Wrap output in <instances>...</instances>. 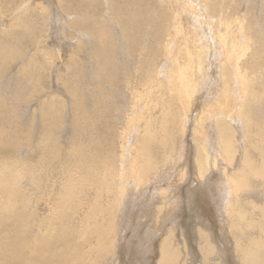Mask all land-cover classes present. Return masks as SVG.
<instances>
[{
  "label": "bare ground",
  "instance_id": "obj_1",
  "mask_svg": "<svg viewBox=\"0 0 264 264\" xmlns=\"http://www.w3.org/2000/svg\"><path fill=\"white\" fill-rule=\"evenodd\" d=\"M137 1L141 3L134 7L131 17H138L141 13L147 14L146 17H149L148 12L157 11L156 24H154V35H156L154 48L156 49L162 44V39H164L165 45L161 49L158 48L159 54L157 53L156 58L152 59V56L147 58L150 62L155 61L156 64L151 65L152 69L147 71H144L142 67L146 75L142 76L143 79L139 77L138 80L135 79V87L133 86L129 90L120 88L125 94H130L131 101L124 114V125L118 133L116 131L119 126L113 128L117 133V139L120 140V151H116L111 138L112 131L108 132L111 129L107 125L109 129L106 146L102 143L97 146L90 144L82 146L71 142L72 146L67 153L68 158L64 160V153L60 150L62 145L59 147L57 144L52 147L46 144L51 139L50 127L47 130L49 132L45 130L41 135L39 134L37 144L33 145L35 149L32 147L34 151L37 150L41 153L39 156L41 161L35 164L34 160L28 162L27 156L23 158L14 156L17 149L20 153L24 144L33 142L34 136H22L21 132L14 129L10 137H3L5 132L3 126L9 123V118L0 117V264H104L114 261L117 254V258L123 257L126 234L148 204L151 205L150 217L151 223L153 222L154 225L148 226L149 233L146 235L161 231L158 225L160 220L175 217L173 225L168 230L166 229V235L162 234L164 237L157 244L155 255L157 264H179L183 252L181 251V253L179 248L173 247L172 241L173 232L176 231L178 225H181L179 220L177 222L175 220L178 218V214L180 212L182 214L185 209V204L183 205L182 201L187 197V192H183L181 197L174 195L178 192L176 190L178 184H183L188 179V175L191 179L195 178V181H191L189 177L188 181L192 186L189 201L190 215L201 220L206 217L211 224L214 220L216 221V218H219V223H223L225 220L227 229H219L222 237L218 239L222 242L223 236H225L227 240L226 234L232 237V242L230 240L227 242L231 245L241 264H264V196L262 202H259L258 198L254 199L243 195V192L252 193L256 188L260 190L261 195H264V31L263 35H259L257 32L259 30L255 31L256 21L253 19L251 11L245 9L239 0ZM14 2L15 0H0V13L6 9L4 6L9 8V5ZM18 2L13 4L12 10H22L24 12L22 18L26 19L20 34H26L31 31L30 28H33L27 22L30 16L42 15L43 17V14L46 13L47 17L51 15L52 35H57V22L59 20L62 22L64 18L53 6L52 0H19ZM61 2L63 0L60 1V4ZM128 2L130 4V1ZM64 4L66 3L64 2ZM98 5L94 6L98 7ZM143 7L144 9L141 10ZM119 8L115 6V8L111 7L110 11L107 10L110 12V15L107 14L109 23H114L120 15L122 16ZM131 8L129 9L131 10ZM27 10L29 13H25ZM76 11L80 12L79 5L78 10L75 12L73 10L74 14ZM84 12L82 13L84 14ZM2 15L4 14H0V17L3 18ZM79 15L81 16V13ZM71 16L73 17V15ZM37 17L36 19L40 18ZM97 18L98 16L95 17V20L92 18L94 27L100 31L99 33L105 35L107 27L104 26V20L102 21L103 15L100 18L102 23L99 24ZM249 18L251 19L249 20ZM259 20L261 21V19ZM44 21H42L43 24ZM130 22H133L131 18ZM80 23L81 21L78 20L77 23L69 26L75 31L78 25L81 27ZM117 24L119 23L117 22ZM117 24L114 23V25ZM86 26L85 30H87ZM130 26L129 23L125 24L122 29L118 26L122 32L121 35H132L135 25L130 24ZM259 28L261 29L260 26ZM82 29L80 28V30ZM77 34L84 35L80 31ZM108 36L110 37V35ZM130 39L132 40V38ZM107 41H110L108 37ZM10 43L6 44L7 48L2 50L0 59L4 61L14 59L18 55L22 56L20 40L14 44ZM130 43L131 41H129ZM99 44L101 45L100 42ZM79 47L81 46L79 45ZM134 52L136 53V51ZM155 53L154 50L147 55L155 56ZM36 56L34 59L39 58V55L37 58ZM59 56L61 58V55ZM141 56L143 55L141 54ZM26 62L29 65L30 61ZM44 62V64L48 63ZM51 64L48 63L49 66ZM47 66L45 68L48 70ZM91 69L93 68L91 67ZM39 76H36L35 83L33 82L36 88L41 84V76ZM141 81L143 82L139 85ZM23 82L25 83V81ZM29 82L27 81L28 84ZM22 85L25 87L23 89L28 91L26 90L27 86ZM78 85H81V82ZM31 90L34 91V89ZM33 91L31 92L29 89L28 93L32 94ZM17 95L19 96V94ZM200 97L202 100H199L200 104L196 105ZM117 102L116 104L114 102L115 105L112 106L114 110L119 108ZM57 109L58 113L59 108ZM40 111L45 113L43 105ZM79 121H81L80 118ZM79 121L77 122L79 123ZM44 122L46 121L44 120ZM29 124L34 125V118ZM188 125L193 137V148L190 151L194 163L192 172L188 171L187 163L182 165V161L188 160V156L184 152ZM30 145L32 143L28 144V146ZM150 145H156L162 151L161 155L163 160L165 159L164 161H167L169 154H172L171 163L167 167L166 163L169 161L165 163L162 162L163 160L159 161L158 158L161 157L156 155L158 151L151 155L148 149ZM156 146H154L155 151ZM64 155L66 156V154ZM54 159H59V164L55 169L52 164ZM57 168H59V173L56 171ZM42 175L49 179L44 182ZM173 179L176 184H173ZM26 181L33 184L32 189L27 187ZM147 182L152 184L149 189L146 188L148 185L144 186ZM43 183L44 188L42 187ZM223 187L227 188L228 195ZM32 191L35 192L32 193ZM38 191L40 193H37ZM242 198L250 200L247 202L250 207L247 208L246 205H243L247 209L242 206ZM167 223L169 222L165 221L164 224ZM204 232L202 230L197 232L198 250L203 259L204 256L213 254V247L207 241L209 236ZM228 244L226 245L228 246ZM184 248L183 250H185ZM229 260L231 261V258Z\"/></svg>",
  "mask_w": 264,
  "mask_h": 264
},
{
  "label": "rangeland",
  "instance_id": "obj_2",
  "mask_svg": "<svg viewBox=\"0 0 264 264\" xmlns=\"http://www.w3.org/2000/svg\"><path fill=\"white\" fill-rule=\"evenodd\" d=\"M18 1L15 0L14 3L9 5V8H8V6L3 5L4 8H6V9L5 10L3 9V12L0 13V14H4V15H2L3 18L0 17V58H2V53H3L2 50L7 48L6 44H9L10 42H11L10 44H14V42L20 40V49L22 51L21 52L22 56L18 55L14 59H8L6 61L0 59V117H3L5 119L9 118V123L6 124L5 126H3V128L5 129L3 137H7V138L10 137V135L12 134V130H14V129L17 132H21L22 136L29 135L30 137H32V136H34V137H33V142H29V143L24 144V146L25 145L26 146L25 147L23 146L20 149V153L18 152L19 149H17L16 152L14 153V156H16V158H17V156L22 157V158L24 156H27L26 157L27 161L29 162L31 160H34L33 163H35V164L38 163L39 161H41L39 159V156L41 155V153H40V151H37V150L34 151L35 146H33V145L37 144L36 143L37 139L43 133L42 131H45V130L47 131V130H49L50 127L51 128H50L49 135H50L51 139L48 142H46V144L48 146H52V147H55L57 144H59V147H60V145H62L60 147V150L62 153L66 154V156L63 154L64 160H65V158H68V156H67V153L69 151L68 149H70V147L72 146V143L75 142L76 144L78 143V144H81L82 146H84V145L88 146V144L93 145V146H97L98 144L102 143L103 145L106 146L107 145V137H108L107 133L111 132V131H112V137L111 138L113 140V144L115 146V149H116V151H120V149H119L120 140L117 139L116 134L120 131L119 129L122 128V126L124 125V122H125L123 119L124 114L126 113L127 109L129 108V105L131 102L130 96H129L130 94L129 93L125 94L124 91L120 90V88H122V89L126 88L129 90L131 87H133V86L135 87V85H134L136 83V82H134L135 79H137V80L139 78L143 79L142 76L145 77V75H146V72H143V69H144V71H147L148 69L150 70V69H152V66H154L156 64L155 61L150 62V60H147V58L149 59L151 56H152V59L156 58L157 53L159 54V52L157 51L158 48L160 47V49H161V47L163 45H165L163 43L164 39H162V44L159 47H157L156 49L154 48V46H155V43H154L155 38L154 37H156V35H154L155 34V32H154V30H155L154 26L155 25L154 24H156V18H157L158 12L157 11H150V12L147 11L149 17H146L147 14H143V13H141L138 17H131V13H132L134 7H136V5H140V3H141V2H138L137 0H128V1H130L131 5L129 4V2L127 0H115V1L114 0H108L110 3L107 0H68V2H66V0L65 1L63 0V2H61V4H60L61 0L60 1L59 0H52L53 6L57 8V10L63 15V18H64V20L62 22H60V20L57 22V30H56L57 35H52L53 27H52V24L50 21L51 15H49V17H47L46 13H45L46 17L44 14H43V17H42V15H38V17H40V18H38L36 15H33L32 17L30 16L31 18L29 17V20L27 22L33 28H30L31 31L27 32L26 34H23V33L20 34L21 30L24 27L26 19L22 18L24 16V12H22V10L21 11L17 10V9L15 11L12 10V6H14L16 2L19 3ZM64 2L66 4H64ZM90 2H94V3H90ZM107 2H108V4H106ZM71 3H72V7H71ZM78 3H80V4H78ZM239 3L242 6H244L245 9L247 8V10L251 11L252 16L254 17V18L253 17L252 18L255 19V21H256L255 22L256 26H254L255 31L259 30V31H257V32H259V35H261V34L263 35V31H264V20H263L264 19V12H263L264 11V0H239ZM62 4H64V5H62ZM77 4L79 5V11L80 12L76 11V13L74 14L75 10H78ZM112 4H114V5H112ZM243 4H245V5H243ZM94 5H96V6L98 5V7H96ZM101 5H103V6H101ZM107 5L109 8L107 7ZM63 6H65L67 10ZM92 6L94 8L96 7L98 10L96 8H95L96 9L95 10ZM115 6L118 8L120 7L119 12H120V14L122 13V16L120 15L115 20L114 23L117 24V22H118L120 25L119 24L114 25V23H111V22L109 23V20H108V15H110V12H109L110 8L111 7L115 8ZM125 7H128V8H125ZM122 8H124V9H122ZM129 8H131V10ZM92 9H93V11H92ZM100 9H102V10H100ZM143 9H144V7L141 8V10H143ZM252 9H253V11H252ZM73 10H74V12H73ZM107 10H109V11L107 12ZM127 10H128V12H127ZM19 11L21 12V15H20ZM48 11L50 14L49 8H48ZM83 11H85L84 14L82 13ZM68 12H70V13H68ZM255 12H256V14H255ZM25 13H29V11L27 10ZM80 13H81V16L79 15ZM126 13H127V15H126ZM16 15L17 16L19 15V16L17 17ZM71 15H73V17ZM83 15H85L86 17L84 16L82 18ZM87 15H88V17H87ZM102 15H103V18H102ZM20 16H21V18H20ZM97 16H98L97 19L99 20V24L101 22L100 18H102V21L104 20V22H103V23H105L104 26L107 27V29H106L107 32L105 33V35L108 37V39H110V41H107V37L105 35H102V33H99L100 31L94 27V20H95V17H97ZM99 16H101V17L99 18ZM36 17L38 19H36ZM66 18H68L69 20ZM85 18L89 19V20L87 19L88 22ZM92 18H94V20ZM104 18H106V19H104ZM119 18H120V20H118ZM130 18H131V21H133V22H130ZM19 19L21 20L22 23L20 22ZM250 19L251 18H249V20ZM259 19H261L262 22ZM32 20H33V23H32ZM78 20L81 21V23H80L81 27H80V25H78L76 27V30L74 31L69 25L77 23ZM42 21H44V24ZM82 21L86 22V23L84 24ZM91 21H93V23H90ZM39 23H40V25H39ZM128 23H129V26H130V24H132V26L135 25L134 26L135 29L133 31V34L136 33V35H133V34L130 36L121 35L122 32H121V30H119V28L122 29V27H124L125 24L128 25ZM147 23H149V24H147ZM41 24H43V25H41ZM90 24H92V25H90ZM86 25H88V26H86ZM108 25H110V26H108ZM15 26H17V27H15ZM85 26L87 27V30H89L88 32L91 33V34L89 33L91 36L88 34V32H86L87 30H85ZM98 26L100 27L101 25H98ZM118 26H119V28H118ZM259 26L261 27V29L259 28ZM44 27H45V29H44ZM91 27H92V29H91ZM112 27L115 29L112 30L111 29ZM80 28L81 29L83 28L85 31L83 29H82L83 31L80 30ZM97 30H98V32H97ZM109 30H111V31H109ZM65 31H67V32H65ZM79 31L84 35L86 34V37H84V35L83 36L80 34L78 35L77 33ZM84 32H86V33H84ZM92 33L96 37H94L92 35ZM140 33H141V35H140ZM18 34H20V35H18ZM27 35H29V36H27ZM108 35H110V37ZM32 36H35V37H32ZM98 36H99V39H98ZM61 37H63V38H61ZM130 38H132V40ZM82 39H84L83 42H82ZM97 40L98 41L100 40L99 42L101 43V45L99 44V42ZM102 40H104V41H102ZM159 40L161 43L160 38H159ZM2 41L4 42L3 44H2ZM70 41H71V43H70ZM129 41H131L132 44L131 43L129 44ZM24 43H26V44H24ZM38 43H39V45H38ZM85 43H86V45H84ZM88 43H89V45H87ZM79 45L81 47H79ZM109 45H110V47H109ZM116 47H117V49H115ZM138 48H140V49H138ZM97 49H98V51H97ZM26 50H28V51H26ZM154 50L156 51L155 56L152 54H149V56L147 55L148 53L154 52ZM134 51H136L137 54ZM57 52H58V54H56ZM80 52H83L84 54L83 53L81 54ZM145 53H146V55H145ZM141 54L143 56H141ZM29 55L31 56V58ZM35 55H37L36 58L39 55V58H41V59H39V58L34 59ZM59 55H61V58ZM62 55L65 57H63ZM42 57H44V59H42ZM56 59H58V60H56ZM145 59H146V61H145ZM26 61H30V62H28V64L30 66L27 65ZM44 61L48 62L49 64L52 63L51 65L53 67L51 65L49 66L48 63H46L48 65L47 66L46 64H44L45 63ZM52 61H54L56 64H53L54 62H52ZM67 61L69 62V64ZM76 61L79 64H77ZM32 62H33V64H32ZM43 64H44V66H43ZM70 64L72 67L70 66ZM87 64H89V65H87ZM31 66H32V68H31ZM37 66H39V67H37ZM46 66L48 67V70H47V68H45ZM140 66H141V68H140ZM29 67L31 68V70ZM91 67L93 69H91ZM108 67H109V69H108ZM142 67H143V69H142ZM19 68H20V70H19ZM32 70H35L34 72L37 71V73L39 72V74L37 75V73H34ZM42 71H44V72H42ZM39 75L41 76V80H40L41 84H39L40 87L36 88L34 86V83H35L34 79L36 78V76H39ZM129 76L132 77L133 79L130 78ZM17 77H18L20 82L18 81ZM107 77H108V79H107ZM10 78L12 81L11 83H10ZM29 80H30V82H29ZM16 81H17V83H16ZM23 81H25V83ZM27 81L29 82V84L27 83ZM31 81H32V83H31ZM74 81H76V82L78 81V82L76 83ZM80 82H81V85H78V84H80ZM142 82L143 81L139 82V85L142 84ZM30 83H31V85H30ZM21 84H25L27 86L26 90H28V91L30 89V91L32 92L33 90H31V89H34L33 93L31 94V92L28 93V91H25L23 89L25 87H23V85L21 86ZM26 92H27V94H26ZM107 92H108V94H107ZM17 94H19V96ZM32 99H34V100H32ZM118 99H120L118 101L120 103L117 102ZM1 100L3 103L1 102ZM199 100L201 101L202 97H200L198 99L196 105L200 104ZM42 101H45V102H42ZM46 101H48V102L46 103ZM53 101L56 104H54ZM58 102H59V104H57ZM114 102H115V104L117 102V105H119V108H117L116 110H114V107H112L113 105H115ZM40 105H41V107L43 105V107L45 109V113H42L40 111V108H41ZM99 105H100V107H98ZM117 105H116V107H118ZM50 106H53V107H50ZM91 106H92V108H91ZM5 108H7V109H5ZM57 108H59L58 113H57V111H58ZM110 108L112 109L113 112L111 111ZM108 113H111V114H108ZM60 115H61V117H60ZM111 115H112V117H111ZM89 117H91V118H89ZM10 118H12L13 120ZM32 118H34V125L29 124ZM53 118H54V120H53ZM79 118L81 121H79ZM114 118L115 119L117 118V119L115 120ZM110 119H112V120L110 121ZM44 120L46 122H44ZM49 121H51V122H49ZM77 121H79V123ZM102 121L104 122V124H102L103 123ZM106 121H108V123H106ZM14 122H15V124H14ZM48 122L50 125L48 124ZM80 122H81V124H80ZM16 123H17V125H16ZM107 125L110 126L109 128L111 130L108 131L109 128ZM47 126H49V127H47ZM114 126H115V128H117L116 126H119L117 128V131H116L117 133L114 131L115 129H113ZM10 127H11V129H10ZM105 128H107V129H105ZM188 129H189L188 130V136H186V142L187 143L185 142V149H184L185 154L188 156L187 157L188 160L186 159V160H184V162L182 161V165H185L187 163L186 166L189 169L188 171L191 170V172H192V170L194 168V163H193V159L191 156L192 152H190V151L193 148V142H192L193 137L190 134V126L189 125H188ZM47 132H49V131H47ZM37 135H39V136H37ZM91 137H92V139H91ZM54 138H56V139H54ZM238 138L239 137L237 135V139ZM238 141H239V139H238ZM60 142H61V144H60ZM31 143H32V145H30L31 147L28 146V144H31ZM154 146H156V145H150L148 147L151 155H152V153L156 154L158 151V153L156 155H158L161 158H158V157L157 158L159 159V161L160 160L162 161L163 160V157L161 155L162 151L157 146H156V151H155ZM151 147H152V150H151ZM157 148H158V150H157ZM189 148H190V150H189ZM37 149L40 150L39 148H37ZM29 152L31 153V155L33 154V152H34V154L31 156ZM171 156H172V154H169V156L167 157L168 158L167 161H169V162L164 161L165 159L162 161L163 163L167 162L166 167L171 163L170 162ZM64 160H62V161H64ZM52 164H53V167L55 169L59 164V159H54ZM182 165H181V168L183 167ZM56 171L59 173L60 172L59 168H57ZM188 171H187V173H188ZM189 177L190 176L188 175V179L186 181H184L183 184L182 183L178 184V186L176 188V190H178V192L174 195V196H180L181 197V194H183V192H187V194H186L187 197L183 198V201H182L183 205L185 204V209L183 211L185 213L182 212V214H181V212H180L178 214L179 216L177 215L178 218L175 220V222H177L179 220V222L182 226L178 225L176 231L173 232V237L175 239L173 238L172 246L175 248H179L180 252L181 251L183 252V253L181 252L182 255L180 256L179 264H208V263L209 264H215V263L216 264H233V263L241 264L236 253L231 248V245L228 244L230 241L232 242V237H230L226 234L227 240L225 239V236H223L224 239L222 240V242L218 239V238L221 239V237H222V236H220V232H219L220 230L219 229L220 228L227 229L225 220H223V223H224L223 224V223H219V218H216V221L214 220L213 221L214 223L212 222V224H211V222H209V219L206 217H204L201 220V219H196L190 215L191 206H189L190 205L189 201L191 199L192 186L188 182ZM192 178L193 179H191V177H190L191 181L195 179L194 177H192ZM46 179L48 180L49 178L47 176H46V178L43 176L44 182L47 181ZM175 179H173V184H176L174 182ZM23 182H25V181H23ZM148 182L146 184H144V186L148 185L146 187L147 189H149L152 185V184H149L150 182L149 183ZM26 183H27L28 188H31V189L33 188V186H32L33 184H31L29 181H26ZM44 186L45 185L43 183L42 187L44 188ZM223 189H226V195H228L227 188L223 187ZM257 189L258 188L254 189L252 191V193L245 191V192H243V195L249 196L250 198H254V199L258 198L259 202H262L264 195L263 194L261 195L260 190L259 189L257 190ZM35 191H32V193ZM37 193H40V191H38ZM244 200L242 198V202H243L242 206L246 205L247 208L250 207V204L247 203L248 201L250 202V200H247V198H244ZM148 206H150V207H148ZM148 206H147L148 209L144 208L140 212L137 219L133 223L134 225L130 228L129 232H127V234H126V240H125L126 242L124 243L125 253H124L123 257L117 258V255H118L117 254L114 261L112 260L113 262L108 261V262H105L104 264H121V263L122 264H157V260L155 258L156 251H157V244L164 237L163 235H166V233H167L166 231L168 230V228L173 225L172 223H173V219L175 217L172 216V217H167V218L160 220L158 225H159L161 231L155 232V233H150V234L146 235V233H149L148 226L152 227L154 225L153 222L151 223V217H150L151 205L148 204ZM223 206H225V205L223 204ZM246 206H243V207H245V209H247ZM165 221L169 222V223L164 224ZM220 224H221V226H220ZM198 230H202L203 232L205 231L204 233H207V236H209V237H207V241L210 243L209 245L213 247V251H212L213 254L204 256V259L200 255V252L198 250V236H197ZM188 235H189V237H188ZM227 241H229V242H227ZM154 242H155V244H154ZM215 243H216V245H215ZM226 244H228V246ZM190 245H192V246H190ZM229 245H230L231 249L229 248ZM183 248L185 250H183ZM226 254H227V256H226ZM130 258H132V259H130ZM227 258H229V259L231 258L232 263ZM93 261H94V259H93ZM95 261H96V259H95Z\"/></svg>",
  "mask_w": 264,
  "mask_h": 264
}]
</instances>
